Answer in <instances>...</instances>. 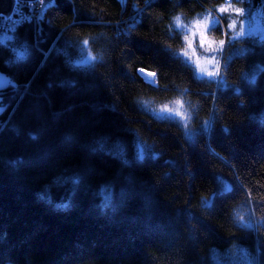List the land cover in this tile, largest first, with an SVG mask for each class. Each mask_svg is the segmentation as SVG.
Segmentation results:
<instances>
[{
    "label": "trees",
    "instance_id": "1",
    "mask_svg": "<svg viewBox=\"0 0 264 264\" xmlns=\"http://www.w3.org/2000/svg\"><path fill=\"white\" fill-rule=\"evenodd\" d=\"M226 6L264 0H54L0 31V264H264V40ZM207 14L218 79L174 20Z\"/></svg>",
    "mask_w": 264,
    "mask_h": 264
},
{
    "label": "rangeland",
    "instance_id": "2",
    "mask_svg": "<svg viewBox=\"0 0 264 264\" xmlns=\"http://www.w3.org/2000/svg\"><path fill=\"white\" fill-rule=\"evenodd\" d=\"M54 1V0H53ZM123 2H125L126 0H122ZM17 2V0H15V3ZM231 8L233 9V6H231ZM2 13V12H0ZM234 17H230L229 18V24H230V29L233 33L232 38L233 40L236 38H242V37H247V36H258L259 38L264 40V11L263 10H254L250 7H247L246 11L244 10H240L239 13H237V15H233ZM235 16H237V18H235ZM205 19L210 20L211 22H213L214 25H218V22H220L219 18L216 15H208L205 17H198L194 20L191 21H185L182 17L180 19L181 23L180 25H178L183 32L185 33V36H191L192 32H196L195 37L193 38L194 40V48L196 51V54L200 57L201 61L205 60V59H211L213 57H215L216 59V65L215 66H210V65H206V67L209 68V70L211 71H216L217 68H219V70L222 67V60H223V55H224V51H225V46H226V39H225V44L223 48H220L219 51L217 52H212L209 53L207 51H205L204 48H201L199 46V42H200V36H199V32L195 29V23L197 21L203 22L205 21ZM235 25V27H233ZM229 26V25H228ZM227 27V25H226ZM228 30V29H227ZM241 33H243V35H241ZM209 36L213 37V39L216 37L215 34L212 33V31L209 32ZM211 37V38H212ZM217 38V37H216ZM215 40L217 41L218 39ZM219 41V40H218ZM188 48V41L185 40V49ZM182 51V55L183 52ZM223 50V54H220V51ZM189 52H191V50H189ZM184 56V55H183ZM185 57V56H184ZM92 57L86 58L84 60L87 62H90L92 59ZM186 60H188L191 64H193L196 70V73L199 77L201 78H208V79H212V78H219L220 76V72L216 75V76H208L206 73L201 72L200 69L197 67L196 62H195V57H185ZM177 105H167V106H163L159 109V112L161 115L163 116H180L177 115V113L175 111H165V109H176ZM1 107H0V111H1ZM180 112H184V107L180 109Z\"/></svg>",
    "mask_w": 264,
    "mask_h": 264
},
{
    "label": "snow or ice",
    "instance_id": "3",
    "mask_svg": "<svg viewBox=\"0 0 264 264\" xmlns=\"http://www.w3.org/2000/svg\"><path fill=\"white\" fill-rule=\"evenodd\" d=\"M237 2H240V0H237ZM236 12L239 13V9H232L231 6H226V7H222L219 9L220 13H228V12ZM235 27V25L233 26ZM195 29L199 32V36H200V42H199V46L201 48H204L207 50V52L212 53V52H217L219 51L220 48L224 47L225 41L224 40H219L216 41L215 39L211 38L209 36V32L210 31H218L219 27L218 25H214L213 22H211L208 19H205V21L200 22L197 21L196 25H195ZM196 32H194L193 36L188 39V48L184 50L183 55L185 57H195V62L197 67L200 69L201 72L206 73L208 76H216L219 73V68L216 69V71H211L209 70L208 67H206V65H210V66H215L216 65V59L215 57L211 58V59H205L203 61H201L200 57L196 54L195 48L193 46L194 44V40L193 38L195 37ZM241 35H243V33H241ZM189 50H191V52H189ZM91 59H95V57H92ZM87 62V61H85ZM149 76H154V73H148ZM165 111H173L172 109H165ZM177 115L183 116L182 113H177ZM186 119V117H185ZM225 131L227 132L228 130L225 129ZM69 139H71V137H69ZM142 158V157H141ZM79 181H77L78 183ZM224 191L225 192H230L231 191V187L228 185H225L224 187ZM207 206H211V201H206L205 202ZM64 208H67L68 205L65 204L63 205Z\"/></svg>",
    "mask_w": 264,
    "mask_h": 264
},
{
    "label": "built area",
    "instance_id": "4",
    "mask_svg": "<svg viewBox=\"0 0 264 264\" xmlns=\"http://www.w3.org/2000/svg\"><path fill=\"white\" fill-rule=\"evenodd\" d=\"M228 3H233L237 0H226ZM251 0H240V3H248ZM6 0H4V4ZM45 0L30 1V5L23 6V8H14L12 14L7 17L4 13H0V31L7 33L15 32L21 25L26 22H32L37 19L39 10L43 8ZM141 16L139 15L135 23L140 22Z\"/></svg>",
    "mask_w": 264,
    "mask_h": 264
},
{
    "label": "water",
    "instance_id": "5",
    "mask_svg": "<svg viewBox=\"0 0 264 264\" xmlns=\"http://www.w3.org/2000/svg\"><path fill=\"white\" fill-rule=\"evenodd\" d=\"M25 1H34V0H25ZM48 1L53 2V0H45V3L43 4V8L39 11H43L47 7ZM14 7H15V0H6V3L3 5L1 4V0H0V12L4 13L7 17H9L12 14ZM141 72L142 70L139 71L140 75L144 77ZM154 76L156 77V75ZM11 83H12V78L7 76L6 73H3L0 70V93L8 90Z\"/></svg>",
    "mask_w": 264,
    "mask_h": 264
},
{
    "label": "bare ground",
    "instance_id": "6",
    "mask_svg": "<svg viewBox=\"0 0 264 264\" xmlns=\"http://www.w3.org/2000/svg\"><path fill=\"white\" fill-rule=\"evenodd\" d=\"M1 4H4V0H1ZM30 5V1H25V0H17V2L15 3V7L14 8H23V6H27ZM133 28L136 27V23L132 24ZM142 75L144 76V78L150 82L153 83L155 82V76H149L147 71H142L141 72Z\"/></svg>",
    "mask_w": 264,
    "mask_h": 264
},
{
    "label": "clouds",
    "instance_id": "7",
    "mask_svg": "<svg viewBox=\"0 0 264 264\" xmlns=\"http://www.w3.org/2000/svg\"><path fill=\"white\" fill-rule=\"evenodd\" d=\"M174 20H175V23L177 25H180L181 21H180V17L179 16L174 17ZM196 23H195V25H196ZM193 34H194V32H192L191 36H185L184 39L188 41V39H190L193 36ZM205 51H207V50L205 49ZM144 103H147V101H145ZM174 103L177 105V108L176 109H172V110L175 111L176 113H182V112H180V109L184 107L182 101L180 99H177V100L174 101ZM184 126L187 127V125H184Z\"/></svg>",
    "mask_w": 264,
    "mask_h": 264
}]
</instances>
